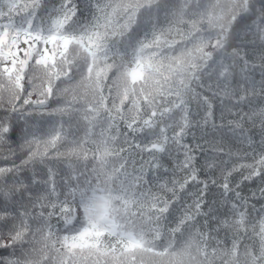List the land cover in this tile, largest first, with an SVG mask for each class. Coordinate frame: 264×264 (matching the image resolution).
<instances>
[{
	"label": "trees",
	"instance_id": "obj_1",
	"mask_svg": "<svg viewBox=\"0 0 264 264\" xmlns=\"http://www.w3.org/2000/svg\"><path fill=\"white\" fill-rule=\"evenodd\" d=\"M28 2L29 0H21V3ZM72 2L77 11L75 19L79 23L92 20L96 0ZM224 2L225 0H219L221 6ZM240 2L241 0H237V3ZM251 2L255 9L260 7L255 0ZM60 4L61 0H42V7L46 11L58 8ZM216 4L217 0H187V3L185 0H163L159 10H142L138 14V24L132 27L131 39L135 42L147 36L151 40L155 29L157 34L163 33V39L180 43L181 47H177L171 55L178 54L181 48L193 50L200 37L214 42L220 35L219 26H227L230 19ZM181 8L184 13L182 22H178ZM46 11H39L38 14L44 16ZM23 15L22 11L12 13L13 21L18 24ZM241 16L244 18L238 17L239 22L231 26L226 46L228 53L235 50L239 57H243H229L226 60V63L233 65L232 75L228 80L220 78L216 65L209 62V68L199 74V79L191 81L190 90L183 96L190 127L186 129L181 143L192 149V167L197 170V180L190 181L183 191H179L178 198H173L167 188L172 187L170 181L173 179L182 181L189 175V172L178 167L184 160V150L172 143L167 145L164 152L142 149L157 139L160 126H169L168 136L179 132L183 125L182 109H173L162 124L152 131H133L127 127V121L118 119L106 133L114 137L111 147L119 152V156L109 158V170L126 164L128 173L142 177L144 190H151L153 194L173 201L168 213L159 221L160 238L156 241V250L162 252L172 243L170 251H179L193 238L203 247L205 242L196 235L197 232L208 236L206 246L210 253L212 249L217 250L214 258L210 256L205 261L197 254L194 246L191 255L196 259L186 260L185 264H250V258L244 255L245 251L252 250L258 255L261 247L256 233L259 232L261 221H264V174L245 179L249 176L250 169L240 165H251L264 154V124L259 118V113L264 111V91L259 86L264 79V32L260 31L264 29V22L259 20V13L254 10L241 13ZM210 17L213 18L211 21ZM7 22V19L0 18V23ZM193 23L195 29L192 27ZM118 24H124L123 17L118 18ZM113 27L118 25L114 24ZM189 32H194L195 38H188L185 42L184 38ZM211 42L204 50L213 52V59L219 61L221 56L216 54ZM20 47L25 45L21 43ZM118 47L121 52L124 51L121 45ZM193 54L195 55L194 52ZM129 59L130 56L126 55L125 61ZM113 62V59L108 61ZM120 62L119 58H115V63ZM115 75V70L110 71L105 83L111 84ZM80 79L81 72L74 70L71 80L63 77L54 79L52 93L42 94L47 86V77L34 61H30L25 69L20 89L13 90L6 79L0 78V123L9 125L13 130L9 138L0 142V168L16 169L13 173L0 176V242L9 241V231L21 219L34 231L43 223L39 221L40 213L47 218V224L58 238L72 235L71 229L80 227L83 221V211L78 203L79 193L73 196L71 191L77 185L84 187L89 180L95 182L97 173L94 169L99 168V161L95 158L96 143L107 124L98 123L92 128V134H89V125L84 120V107L85 99L90 101L91 96L84 97V91L79 87ZM253 80L257 85L254 94L249 85V81ZM242 96L245 97L244 100L240 99ZM169 99L179 102L174 97ZM108 103L111 106V100ZM163 107H171V103H163ZM253 113L257 114L256 118H252ZM236 124L241 126L240 129L234 130ZM61 129L63 139L57 141L54 147L46 145L45 142ZM32 140L38 143L31 146L25 143ZM45 148L47 154L43 157L22 163L28 160L30 150L44 152ZM74 148L83 151L77 155L73 152ZM209 163L214 166L208 167ZM225 182L229 185L227 192L223 188ZM162 185H167V188L162 189ZM53 186L56 191L51 194L50 199L57 203L68 202L71 225L65 223L59 208L55 210V214L48 216L53 210L47 206H38L41 197H49V190ZM14 187L18 190L13 191ZM201 195L203 203L200 214L195 216L194 221L182 226L180 233L174 234L172 230L177 227L185 211L191 209ZM42 202L48 204L47 199ZM233 204L237 205L236 210L233 209ZM192 211L194 213V209ZM238 211L246 214L245 226L239 230L231 225ZM225 220L231 226L225 227ZM31 240L32 236L29 235L23 244L0 247V264H9V261L17 258L23 259L24 254L32 247L29 243ZM234 241L239 245L238 262L230 261L229 256L224 254L231 249ZM136 264H177V261L167 254L154 256L140 253L137 254Z\"/></svg>",
	"mask_w": 264,
	"mask_h": 264
},
{
	"label": "snow or ice",
	"instance_id": "obj_2",
	"mask_svg": "<svg viewBox=\"0 0 264 264\" xmlns=\"http://www.w3.org/2000/svg\"><path fill=\"white\" fill-rule=\"evenodd\" d=\"M255 2L260 5L258 9L254 8L251 0H241L240 3H237V0H225L223 6L217 0L215 6L221 7V11L230 16L227 26L223 24L219 26V38L211 42L200 37L193 50L186 51L181 48L176 55L171 53L177 47H181L180 43L163 39V33L157 34L155 29L151 40H148L147 36L135 42L131 39L132 27L138 24V14L142 10L149 12L153 8L159 10L163 0H142V2L141 0H127V2L96 0V11L92 20L84 24L75 19L77 11L72 0H61L60 6L51 11H46L42 7V0H29L28 3H21V0L0 2V18L8 21L0 23V78L6 79L13 90L20 89L25 69L30 61H34L36 66L44 70L47 77V86L42 94L50 95L54 79L63 77L71 80L74 70L81 72L79 87L83 89L85 98L91 96L90 101L85 99L84 107V120L89 125V134H92V128L98 123L107 124V128L100 132V139L96 143L95 158L99 161V168L94 169L97 173L95 182L89 180L84 187L77 185L71 191L73 196L79 193L78 203L83 211L80 227L72 228V235L58 238L52 233L51 226L47 224V218L43 213L39 215V221L43 223L34 231L25 220L21 219L20 223L9 231V241L0 242V247L23 244L29 235L32 236V240L29 241L32 247L27 250L23 259L17 258L9 261V264H136L137 254L140 253H150L154 256L167 254L174 257L177 264H185L186 260L196 259L191 255L194 246L197 254L205 261H208L210 256L213 258L216 256L217 250L212 249L210 253L206 246L208 236L200 232L196 235L205 242L203 247L193 238L189 239L179 251H170L173 248L172 243H169L162 252L156 250V241L160 238L159 221L168 213L173 201L153 194L151 190H144L142 177L128 173L126 164H120L119 167H112L109 170V158L119 156V152L111 147L114 137L106 133L114 127L118 119L127 121V127L133 131H152L162 124L173 109H182L183 125L179 132L168 136L169 126H160L157 139L142 149L164 152L167 150V145L172 143L184 150V160L178 167L189 172V175L182 181L177 179L170 181L171 188H167V185L161 186L162 189L167 188L173 198H178L179 191H183L190 181L197 180V170L192 167L194 159L191 155L192 149L181 143L186 129L190 127L183 96L190 90L191 81L199 79V74L209 68V62L216 65L220 78L228 80L232 75L233 65L226 63V60L229 57L238 58L239 53L235 50L231 53L226 51L230 28L233 23L239 22L238 17L244 18L241 13H249L253 10L259 13V20L264 22V0H255ZM5 8L7 11H4ZM17 11L24 13L18 24L12 18V13ZM39 11H46V15L40 16ZM183 13L184 9L181 8L178 22H182ZM120 17L124 18L123 25L118 24ZM220 18L215 17V19ZM209 19L211 21L213 18ZM114 24L118 27H113ZM192 27L195 29V23ZM260 31L264 32V29ZM188 38H195V33L189 32L184 41L187 42ZM210 42L216 54L221 56L219 61L213 59V52L204 50ZM21 43L25 47L21 48ZM118 45L124 48L123 52ZM126 55L130 56L127 61H125ZM115 58H119L121 62L115 63ZM239 58L243 59V57ZM109 59H113L114 62L108 63ZM165 60L168 62L164 63ZM101 64H103L102 68ZM112 70H115L116 75L111 84H106L105 81L109 79L108 73ZM249 85L254 94L256 82L249 81ZM259 86L264 91V79ZM171 97L179 102L170 100ZM240 99L244 100L245 97L242 96ZM163 103H171V107H163ZM205 103H207L206 98ZM145 116L147 118H144ZM256 117L257 114L253 113L252 118ZM259 118L264 124V111L259 113ZM240 127L236 124L234 130ZM12 131L9 125L0 123V142L9 138ZM63 135V129L56 131L45 142L46 145L54 147L57 141L63 139ZM25 143L31 146L38 142L32 140ZM81 151L83 150L73 149L77 155H80ZM46 154L47 148L44 152L30 150L28 160L22 163H28ZM213 166V163L208 164L210 168ZM240 167L250 169L249 176L245 179L264 174V154H261L253 164L240 165ZM15 170V168H0V176L13 173ZM223 188L225 192L229 191L227 182L224 183ZM12 190L18 189L14 187ZM55 191L53 186L49 190V197H41L38 206L50 207L53 211L49 212L48 216L55 214V210L59 208L65 223L71 225L68 202L57 203L50 199ZM45 199L48 200L47 205L42 202ZM202 203L201 195L192 208L185 211L177 227L172 230L174 234L180 233L182 226L194 221L195 216L200 214ZM233 209H237L236 204H233ZM235 214L236 218L231 221V225H235L237 230L244 228L245 212L238 211ZM223 225L231 226L228 220L223 221ZM256 234L261 242L259 254L246 250L244 255L250 258V264H264V221H261L259 232ZM36 245L39 247L37 248ZM224 254L229 256L230 261L238 262L240 255L238 243L234 241L231 249Z\"/></svg>",
	"mask_w": 264,
	"mask_h": 264
}]
</instances>
